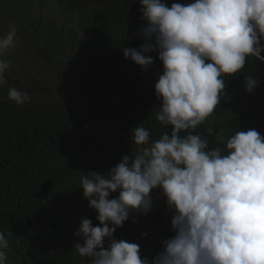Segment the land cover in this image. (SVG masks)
Instances as JSON below:
<instances>
[{
    "label": "clouds",
    "instance_id": "1",
    "mask_svg": "<svg viewBox=\"0 0 264 264\" xmlns=\"http://www.w3.org/2000/svg\"><path fill=\"white\" fill-rule=\"evenodd\" d=\"M139 3L147 23L138 34L145 42L123 53L145 71L154 63L146 54L159 53L157 119L172 126L171 135L151 141L149 130L139 125L133 129L139 146L134 156H123L108 177L95 172L82 179L84 197L101 226L83 218L75 235H83L84 244L77 242L74 249L91 257L89 264H264V136L240 130L227 140L224 154L220 147L207 150L208 142L199 135H179L214 113L226 87L223 76L241 73L246 58L264 61V0H194L171 7L163 0ZM17 38L10 25L0 37V54L15 47ZM7 67L0 60V86ZM245 84L251 92L258 81L245 76ZM8 98L18 106L30 100L14 87ZM154 189L162 190L174 212L175 235L150 261L141 258L138 244L116 240L114 233L131 212L148 214ZM7 247L0 233V264H7Z\"/></svg>",
    "mask_w": 264,
    "mask_h": 264
},
{
    "label": "trees",
    "instance_id": "2",
    "mask_svg": "<svg viewBox=\"0 0 264 264\" xmlns=\"http://www.w3.org/2000/svg\"><path fill=\"white\" fill-rule=\"evenodd\" d=\"M30 1L36 0H0V21ZM58 1L75 16V25L64 28L41 15L29 19L37 52L59 74L63 101L18 106L0 98V233L8 241L7 264H89L90 257L74 249L75 243L84 244L83 235H75L82 219L98 214L84 197L82 179L96 173L108 177L123 156H134L137 126L149 130L151 141L172 131L157 119L159 53L146 54L154 58L146 71L123 53L145 42L138 34L147 23L139 0ZM163 2L171 7L194 0ZM66 35L72 65L60 70L55 58L67 54ZM245 76L258 81L251 92ZM223 79L226 87L214 113L179 135H199L208 142L207 150L220 147L227 154V140L240 130L264 136V61L246 58L241 73ZM144 217L131 212L117 229Z\"/></svg>",
    "mask_w": 264,
    "mask_h": 264
},
{
    "label": "rangeland",
    "instance_id": "3",
    "mask_svg": "<svg viewBox=\"0 0 264 264\" xmlns=\"http://www.w3.org/2000/svg\"><path fill=\"white\" fill-rule=\"evenodd\" d=\"M38 15L44 19L62 23L64 28H67L68 24L75 25V16H72L70 12H65L58 0L30 1L24 3L22 9H10V16H4L0 21V37L7 35L10 25H15L18 38L15 47L0 54V60L8 64L4 72L6 83L0 86V98L9 99V88L14 87L29 95L28 103L44 104L48 102L58 105L64 99L60 92L63 85L60 83L59 74L55 67L49 65L39 55L33 43L34 27L29 17ZM64 42L67 54L63 53L55 58L57 64L60 65V70L72 65L71 48L67 35ZM73 53L76 54V50ZM13 103L15 102L13 101ZM151 197L153 208L145 215L143 222L131 223L127 228L116 229L114 233L116 240L138 244L141 258H148L150 261L165 250L163 242L175 235V230L172 228L174 212L168 208L162 190L154 189L151 192ZM97 215L90 214L89 219L93 226H101L96 219ZM109 244L110 241L106 238L105 248H108Z\"/></svg>",
    "mask_w": 264,
    "mask_h": 264
},
{
    "label": "water",
    "instance_id": "4",
    "mask_svg": "<svg viewBox=\"0 0 264 264\" xmlns=\"http://www.w3.org/2000/svg\"><path fill=\"white\" fill-rule=\"evenodd\" d=\"M261 43L264 44V40H262ZM261 56H264V51L261 52Z\"/></svg>",
    "mask_w": 264,
    "mask_h": 264
}]
</instances>
